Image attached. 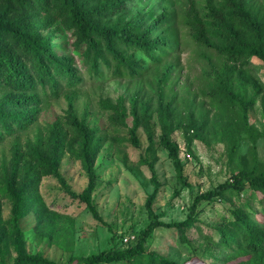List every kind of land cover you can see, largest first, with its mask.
<instances>
[{
	"label": "rangeland",
	"instance_id": "rangeland-1",
	"mask_svg": "<svg viewBox=\"0 0 264 264\" xmlns=\"http://www.w3.org/2000/svg\"><path fill=\"white\" fill-rule=\"evenodd\" d=\"M225 0H161L155 14L163 6L170 7L178 21L182 36V51L164 61L151 65L150 71L133 79L107 76L96 79L85 71L81 56L75 53V39L65 27L57 31L55 41L62 45L60 53H72L84 79L75 87L63 84L58 96L42 98L36 118L25 128L6 134L0 141V261L14 264L17 250L11 234L14 218V201L6 192L7 181L12 175L16 158L22 155L20 165H33V151L47 159L53 154V129L60 127L65 133L64 154L58 167L68 187L53 173H41L38 182L25 193L19 219L21 240L19 247L31 254H41L59 263L70 257H83L103 250L136 245L153 219L163 222L183 220L190 212L195 197L227 179H231L233 166L229 163L227 144L221 140L220 127L227 120L222 102L212 98L210 89L216 78V68L223 63L217 54V46L226 41L208 15V4L222 7ZM243 4L252 18L264 14V0H235ZM141 3L126 18L133 16ZM156 4V2H155ZM224 7L230 24L248 26L241 13H230ZM185 18L189 19L188 23ZM264 18V17H263ZM116 19V18H115ZM115 19L110 23H114ZM257 19V20H258ZM199 22L205 25L209 43L197 38ZM250 34L248 27H243ZM247 68L241 66L235 76L234 90L243 89L248 96L257 92L255 104L250 108L249 121L257 129L256 138L240 139V153L256 154L264 163V62L251 57ZM171 68V73L169 69ZM168 75V76H167ZM167 76L164 84L163 80ZM9 90L0 88V99ZM70 103L80 121L90 127L98 125L95 141L100 143L96 152L95 169L97 183L91 193V207L83 200L72 197L70 190L83 192L88 185L84 168L82 135L71 125ZM175 110L173 139L178 144L179 156L184 164L180 176L169 150L160 142L162 133L159 116ZM123 114L122 118L118 115ZM135 116L141 123L137 130L140 139L135 144L130 128ZM148 131L154 146L149 147ZM150 148V151H149ZM150 160L153 168H150ZM23 174L18 175L20 181ZM154 178H156L154 180ZM248 189L238 194L228 191L223 198L212 203L203 202L198 221L189 229L197 256L189 254V248L174 228L158 227L149 237L146 248L168 257L177 264H262L257 257L236 255V249L216 245L219 229L233 219V211L241 202L251 200L259 212L257 219L264 222V207L258 199L250 198ZM263 196V195H261ZM74 264H79L76 261ZM124 264V263H117Z\"/></svg>",
	"mask_w": 264,
	"mask_h": 264
},
{
	"label": "trees",
	"instance_id": "trees-1",
	"mask_svg": "<svg viewBox=\"0 0 264 264\" xmlns=\"http://www.w3.org/2000/svg\"><path fill=\"white\" fill-rule=\"evenodd\" d=\"M160 1L0 0V88L9 90L0 99V141L6 134H13L17 129L25 128L34 121L42 98L58 96L63 84L75 87L82 83L84 76L76 64L75 56L66 50L63 53L57 50L62 47L55 41L56 33L61 27L72 32L75 53L81 56L89 76L96 79L111 75L133 79L147 74L151 65L158 64L171 55L180 54L183 49L178 21L168 6H163L161 13L155 14ZM144 2L142 8L137 9L130 18H126L135 5L138 7ZM224 7H231L230 13H241L247 19L248 26L242 23L230 24ZM207 13L213 18L217 29L222 31L226 41L216 48L217 54L223 58V63L216 68V78L210 86V94L229 111L230 117L220 127V139L227 144L229 163L233 166L231 179L198 194L185 219L173 222L153 219L143 230L136 245L127 249L114 248L83 257H70L68 262L59 263L41 254L28 253L19 247L22 238L19 219L23 215L24 195L30 191L31 185L38 182L41 173L54 172L61 183L68 187L65 178L58 171L66 145L65 133L56 126L53 129L52 158L46 160L37 151H33L36 162L33 165L27 162L20 165L21 155L15 159L12 175L7 181L6 192L14 201V218L11 222V234L5 242L14 241L17 250L14 264H74L76 261L79 264H177L168 257L146 248L147 240L158 227L174 228L181 241L189 248V254L197 256L188 231L198 221L203 202L212 203L217 198H223L228 191L241 194L249 189L250 198L258 199L264 207V163L259 161L255 153L250 157L240 153V139L245 136L253 139L259 134L249 121V111L255 104L257 92L248 96L247 91L233 88L239 66L240 71H243L253 56L264 62V14L261 20L256 14V18H252L248 9L243 4H237L235 0H225L222 7L208 4ZM113 18H116L115 22L110 23ZM188 20L185 18L186 23ZM243 27H248L250 34H247ZM196 33L199 40L209 43L202 22H199ZM168 69L171 73V68ZM167 76L163 80L164 84ZM175 112L173 110L167 115L164 111L161 112L160 142L169 150L175 167L182 176L184 164L179 156L178 144L172 137L176 126H180L175 123L172 115ZM123 114L125 113H119L118 116ZM69 116L72 119L71 125L83 138L81 158L88 175V185L83 192H69L72 197L86 202L98 217L92 205L91 193L97 183L94 164L100 143L94 140L100 127H90L88 123L80 121L71 103ZM140 125L138 117L135 116L134 125L130 128L135 144L140 143L137 134ZM148 132L149 147L152 149L153 134ZM146 161L152 169L153 163ZM19 174H23L20 181L17 178ZM250 201L249 199L241 202L239 208L233 211V219L218 227L220 235L216 245L236 249L235 255L231 254L229 260L236 255H242L248 256L247 260L254 256L264 261V222L257 219L259 212ZM261 214L264 215V210ZM4 237L3 233L0 234V243ZM218 259L214 254L213 264H217ZM0 264L5 263L0 261Z\"/></svg>",
	"mask_w": 264,
	"mask_h": 264
}]
</instances>
